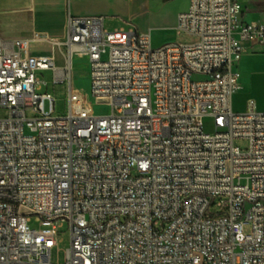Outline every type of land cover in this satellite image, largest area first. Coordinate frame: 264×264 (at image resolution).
Instances as JSON below:
<instances>
[{
	"label": "built area",
	"instance_id": "obj_1",
	"mask_svg": "<svg viewBox=\"0 0 264 264\" xmlns=\"http://www.w3.org/2000/svg\"><path fill=\"white\" fill-rule=\"evenodd\" d=\"M67 27L64 67L30 52L38 34L0 36V264H54L65 223L64 264H264V111L233 108L264 24L244 20L241 0H190L176 32L194 44L155 48L102 16ZM76 58L89 90L75 85ZM45 71L67 86L63 117L39 93Z\"/></svg>",
	"mask_w": 264,
	"mask_h": 264
},
{
	"label": "crops",
	"instance_id": "obj_2",
	"mask_svg": "<svg viewBox=\"0 0 264 264\" xmlns=\"http://www.w3.org/2000/svg\"><path fill=\"white\" fill-rule=\"evenodd\" d=\"M169 1L183 2L171 21L159 16V8ZM189 3L190 0H0V36L17 40L32 39L38 34L39 40L31 42L30 52L36 56L52 55L56 66L64 67L70 15L102 16L105 26L115 30L128 26L151 35L158 31L177 35L178 16L189 8ZM241 3L246 22L264 24V0H241ZM238 69L243 88L233 99L234 111L245 112L249 99H254L258 109L264 111V54L245 55Z\"/></svg>",
	"mask_w": 264,
	"mask_h": 264
},
{
	"label": "rangeland",
	"instance_id": "obj_3",
	"mask_svg": "<svg viewBox=\"0 0 264 264\" xmlns=\"http://www.w3.org/2000/svg\"><path fill=\"white\" fill-rule=\"evenodd\" d=\"M183 6L182 1H169L167 5H162L159 8V12L165 19L173 20L176 14L178 13L179 9ZM131 28V27H130ZM128 26L125 29H130ZM106 29L109 31L115 30L114 27L110 25H106ZM153 45L155 48L161 47L168 43H182V44H194L198 41V38L189 36L186 34L176 35L173 32H165V31H158L154 32L152 35ZM161 43L160 45H158ZM73 77L75 81V85L78 88L83 90H89L91 85V77H90V67L88 65L87 60L85 59H78L74 60L73 66ZM37 78L42 82L46 83V85H42L41 89L39 90L40 94L49 93L51 94L56 103H55V117H63L67 115L69 110V102H68V89L67 86L64 85H54V77L51 71L45 72H37ZM46 111H50V104L49 102L45 103ZM110 107L102 104L96 103L94 106V113L96 115H107L109 114ZM10 117V110L6 108H0V119H6ZM27 117L29 119H33L38 117L37 114L28 111ZM235 145L241 147L242 149H247L248 143L245 140H237ZM31 228L38 229L39 224L36 222L35 217L31 218L30 223ZM248 231V230H247ZM59 245L55 247L52 251V262L54 264H64L66 252L68 249L71 248V236L70 230L67 223L60 229V236H59Z\"/></svg>",
	"mask_w": 264,
	"mask_h": 264
}]
</instances>
